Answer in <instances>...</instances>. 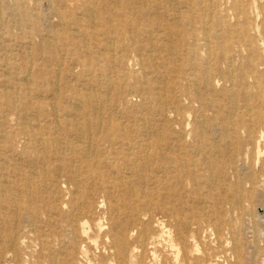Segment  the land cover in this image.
Instances as JSON below:
<instances>
[{
  "label": "bare ground",
  "instance_id": "bare-ground-1",
  "mask_svg": "<svg viewBox=\"0 0 264 264\" xmlns=\"http://www.w3.org/2000/svg\"><path fill=\"white\" fill-rule=\"evenodd\" d=\"M218 6L0 0V264H264V0Z\"/></svg>",
  "mask_w": 264,
  "mask_h": 264
},
{
  "label": "rangeland",
  "instance_id": "rangeland-1",
  "mask_svg": "<svg viewBox=\"0 0 264 264\" xmlns=\"http://www.w3.org/2000/svg\"><path fill=\"white\" fill-rule=\"evenodd\" d=\"M235 1H237V0H218V3H219V6H218V9L220 10V11H222V12H226V11H228L230 14L231 13H233L234 12V10H233V8H231L230 6H232L234 3H235ZM241 1H246V0H241ZM203 12V11H202ZM206 12V11H205ZM204 13V12H203ZM205 14V13H204ZM254 16V15H253ZM229 22H230V24H232V26H236L235 25V22H236V18L235 17H233V15H232V17L229 19ZM257 23H258V21H257ZM233 40V39H232ZM224 41H222V43H223ZM229 42V41H228ZM230 45H232V43H231V39H230ZM262 46H264V45H262ZM241 49H243L242 48V46L240 47ZM217 49H219L220 50V48L219 47H217ZM221 49H225V48H223V47H221ZM231 49V48H230ZM229 49V50H230ZM200 53H202L203 54V51H200ZM244 54H245V52H244ZM236 60V59H235ZM234 60V61H235ZM236 62V61H235ZM221 66L222 67H224V65L223 64H221ZM135 69H136V66L134 67ZM79 69H77V68H74V71H78ZM76 74V73H75ZM215 82H217L216 84H217V87H218V89L219 88H221L222 87V85H221V81L219 80L218 81V79L216 78L215 79ZM219 83V84H218ZM234 88L238 91V92H242V85L241 84H239V82H238V79H235V81H234ZM139 100V98L137 97V96H132L131 98H129L128 99V101H127V103L129 104V103H131V102H137ZM237 104H238V106L240 107L238 110H242V98L240 97L239 99H238V101H237ZM231 106H232V104H231ZM112 108H114V107H112ZM171 118L170 119H172L173 118V116H170ZM186 119H188V120H192V115L190 114V116H188V117H186ZM175 126V125H174ZM151 132H152V134H155V131L154 130H151ZM240 169H241V167H240ZM241 171H242V169H241ZM241 174H242V172H241ZM259 208V209H258ZM253 209V215H255V217H257L258 215H261L262 216V219L264 218V206H261V205H255V207L254 208H252ZM156 215H158L157 213H156ZM242 217V216H241ZM156 218L157 219H159L160 221H163L164 220V218L161 216V215H158V216H156ZM257 223H258V225H257V228L259 229V228H261V229H264V222H263V224L261 223V222H258L257 221ZM247 221H246V226H247ZM262 232H264V230L262 231ZM204 235H206V236H208L209 237V240L210 241H212L213 240V238H214V235L213 234H211V232H210V230L207 228V230H206V232L204 233ZM29 237L30 238H32L33 237V235L32 234H30L29 235ZM202 245H203V247L204 246H206L205 245V243H202ZM149 247H154L155 248V250H156V253H155V257H154V259H151L152 257V255H151V253H150V255H149V259L147 260V262L148 261H150V263H152V264H162V262H165L166 264H172V261H173V257H174V250H173V248H171V247H168V246H166L165 245V242H163V241H161V243H155V244H153V245H150ZM199 247H201V246H199ZM192 248L194 249V247H193V245H192ZM150 249V248H149ZM90 250H91V252H89V260L87 261L88 262V264H98V261L93 257V252H94V247H92V246H90ZM195 252V251H194ZM91 261V262H90Z\"/></svg>",
  "mask_w": 264,
  "mask_h": 264
}]
</instances>
